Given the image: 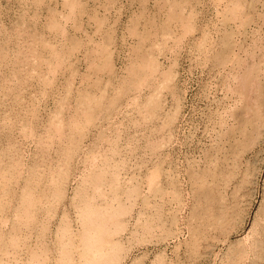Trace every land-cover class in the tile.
I'll return each mask as SVG.
<instances>
[{
  "label": "rangeland",
  "instance_id": "374dc122",
  "mask_svg": "<svg viewBox=\"0 0 264 264\" xmlns=\"http://www.w3.org/2000/svg\"><path fill=\"white\" fill-rule=\"evenodd\" d=\"M39 1L0 0V27L17 23L20 43L13 71L11 51L0 56V264H100L114 251L108 264H264V118L252 144L239 131L252 128L261 75L238 72L233 53L209 63L207 37L194 50L222 0H178L182 19L164 30L157 0ZM141 53L156 67L119 89ZM166 72L161 115L144 120L135 104ZM88 77L100 105L70 130ZM94 231L105 248L85 246Z\"/></svg>",
  "mask_w": 264,
  "mask_h": 264
},
{
  "label": "bare ground",
  "instance_id": "6f19581e",
  "mask_svg": "<svg viewBox=\"0 0 264 264\" xmlns=\"http://www.w3.org/2000/svg\"><path fill=\"white\" fill-rule=\"evenodd\" d=\"M31 1L37 5L40 2L39 0H31ZM67 1H68V6L71 9L74 8L75 6L74 1L73 0H67ZM157 1L159 2V4L157 5V11H159L160 14H162L163 16L165 15V18L154 27L155 29H161V30L166 29V24H165L166 20L182 19L183 12L178 0H157ZM214 8L215 9L211 11V14L208 16V18L205 21L206 29L200 30L201 31L199 35L200 38L199 39L195 38L194 40V50L196 49L197 46H199L200 48L203 42V38L207 37L208 51L206 55L209 63H211L212 65L215 64L217 66L226 67L227 66L226 63L229 59V56L233 53V56L237 58H244L242 67L245 66L246 70H240L238 72H243L247 77L250 75H252V77H256L260 73L261 83H263L264 85V67L261 66L264 62V0H222L220 4L214 5ZM55 24H56L55 22H51L49 26L55 27L56 26ZM191 27L193 26L187 23L184 26V30L188 31L189 29H191ZM18 31H19V27H17V23L16 24L13 23L8 29H4L3 27H0V39H1L0 56L3 55V57H5V54L7 53V49L11 51L12 56L10 57L7 66L8 68L12 69V71L14 70L15 53L17 52V49L20 47V43L17 37ZM157 33L158 31L155 34ZM231 35L234 36L235 38L233 37V40L230 41L232 43V47H227L226 43L228 42ZM103 48L104 46L101 47L98 52L92 49L91 50L92 56L90 55L89 59L91 58L92 60H94L98 56H100V54H102L103 52ZM231 50H234V52H231ZM138 51L139 48H136L134 50V54L135 52ZM58 60L61 61L62 59H58ZM235 60L237 61V59ZM131 63L132 64L127 70L128 76L129 78H131V80L119 84V89L124 91L130 90L135 82L139 83L141 80L145 78L147 71H149L147 66L151 65L155 68L156 67L155 64H157L155 60L151 57V55H148L147 53L144 54L141 53V55L138 57V62L132 61ZM214 67L212 68L209 67V68L210 70H213ZM223 70H225V68H223ZM228 77L229 75L226 76V80H224V82L221 81L223 82L222 83L223 88L231 87V81H230L231 79H228ZM133 78L135 79L133 80ZM168 78H169V73L166 72L165 76L164 77L162 76L161 83L157 82L151 84L149 93L144 97V99L138 101V103L135 104V108L137 109L139 115H141V117L144 120H148L149 118H155L161 115L159 114L161 110L160 101H159V89H162L167 86V84H165V81ZM87 81L88 83L84 91L80 92L74 99V102H76V111L74 112V117L72 118L73 120L69 121L68 123L69 124L68 127L70 130H72V127L76 128L75 130H78L79 117L82 114H85L88 117H93L95 114L94 111L95 108L100 105V100H98L96 94L94 93V87L97 85L99 88L98 85L99 83L91 82L89 77L87 78ZM4 86L5 85H3L2 87ZM115 94H118V90L116 91ZM256 107H257L256 110L253 112L247 123L252 127L250 131L247 132L245 131V129L239 130L240 135H242V137L244 138L243 140L244 142L246 140L249 141L250 143L251 142L253 143L255 136H258L260 134V132L256 131V127L259 128L258 126H260L261 123L263 122L262 120L264 118V95L256 101ZM227 113L228 112H225V114ZM229 116L232 117L231 114ZM235 119H236V115H234V120ZM168 120L169 118L166 115L165 118L161 119L160 126L161 127L165 126L168 123ZM57 122L58 121H53L52 123L58 126L60 123ZM224 123L226 124V122ZM152 126L153 128L151 127V133H150V139H152V141L148 140V142L151 143L152 147H155L158 143L157 140L152 136L155 134V132H157L156 129L158 124L154 123L152 124ZM76 132L81 133L78 131ZM231 151H232L231 154L232 161L234 162L235 155H237L236 146L235 147L233 146ZM252 166L253 165H251V168H247L244 171V178L240 183L241 186L247 182L251 169L252 168L254 169V167ZM234 167H235V163H234ZM3 172L6 174L9 173V171H7L5 167L0 168V174ZM1 179L2 177H0V180ZM220 192L222 193L221 187L217 192L218 195L216 197L220 195ZM0 194H2V191H0ZM119 229L120 226H117V231ZM104 241L105 238L99 235L98 232L94 231L89 234L85 246L93 243V244H99L100 246H103V248H105L103 244ZM100 246L96 248V254L97 256L102 258V256H105V252L104 253L102 252L103 250H101ZM115 248L116 246H110L109 248L106 247V250L114 251ZM112 253H115V251ZM112 253L107 254V257L104 258L100 262V264H108L110 259L113 258ZM228 254L229 257L232 260H234L235 258L234 252L230 250Z\"/></svg>",
  "mask_w": 264,
  "mask_h": 264
}]
</instances>
